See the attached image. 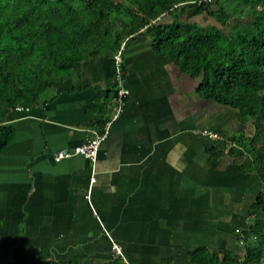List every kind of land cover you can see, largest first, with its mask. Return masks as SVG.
<instances>
[{
  "label": "crops",
  "instance_id": "0c3cea01",
  "mask_svg": "<svg viewBox=\"0 0 264 264\" xmlns=\"http://www.w3.org/2000/svg\"><path fill=\"white\" fill-rule=\"evenodd\" d=\"M120 68L129 95L95 163L54 155L102 132L115 104L112 57L64 72L43 101L6 117L14 135L0 153V264H109L113 242L131 264H193L196 248L242 250L235 230L264 184L229 154L211 158L215 143L203 131L252 136L253 122L201 98L199 80L149 36L124 44Z\"/></svg>",
  "mask_w": 264,
  "mask_h": 264
},
{
  "label": "trees",
  "instance_id": "16d2710c",
  "mask_svg": "<svg viewBox=\"0 0 264 264\" xmlns=\"http://www.w3.org/2000/svg\"><path fill=\"white\" fill-rule=\"evenodd\" d=\"M204 13L216 24L191 18ZM168 15L170 21L161 19ZM185 16V19H181ZM149 36L190 78L197 94L252 121L254 133L220 134L211 158H235L264 184V0H0V153L13 138L5 125L17 107L43 101L61 74L96 56L112 57L128 40ZM234 146L224 150L227 143ZM238 253L190 252L193 264H264V188L237 228ZM30 264H79L37 259ZM109 264H125L113 257Z\"/></svg>",
  "mask_w": 264,
  "mask_h": 264
},
{
  "label": "built area",
  "instance_id": "2783aa9c",
  "mask_svg": "<svg viewBox=\"0 0 264 264\" xmlns=\"http://www.w3.org/2000/svg\"><path fill=\"white\" fill-rule=\"evenodd\" d=\"M123 46L124 45L122 44L121 47L117 50V52L113 56L114 63H115V96H114L115 104H114V110L110 114L109 118L104 121L102 132L93 131L91 137L88 138L85 142L69 150L62 149V150L57 151L54 155V158L56 160L69 158L75 154L76 155L80 154V155L85 156L90 162L92 163L96 162L99 147L102 141L105 139L106 135L108 134L110 125L118 118L120 112L123 109L124 104L126 103V99L129 95L128 89L123 84L122 71L120 68V65L122 62ZM17 109L23 110V107H17ZM203 135L208 137L215 144L223 139L222 136L217 131L204 130ZM231 146H234V143L228 142L224 150H227V148ZM92 171L93 173L91 175L90 180L93 182L95 180L93 167H92ZM86 197L88 201H90L89 193H87ZM112 246H113L116 256L121 257V259L123 260L125 264H131L127 260V258L123 255L119 245L113 242Z\"/></svg>",
  "mask_w": 264,
  "mask_h": 264
},
{
  "label": "rangeland",
  "instance_id": "374dc122",
  "mask_svg": "<svg viewBox=\"0 0 264 264\" xmlns=\"http://www.w3.org/2000/svg\"><path fill=\"white\" fill-rule=\"evenodd\" d=\"M205 24L207 23H214V20L213 19H210V18H206L205 21H204Z\"/></svg>",
  "mask_w": 264,
  "mask_h": 264
},
{
  "label": "water",
  "instance_id": "95a60500",
  "mask_svg": "<svg viewBox=\"0 0 264 264\" xmlns=\"http://www.w3.org/2000/svg\"><path fill=\"white\" fill-rule=\"evenodd\" d=\"M213 20H214V19H213ZM207 24H208V23H207ZM207 24H204V25H207ZM210 24H216V23H215V20H214V23H210Z\"/></svg>",
  "mask_w": 264,
  "mask_h": 264
}]
</instances>
